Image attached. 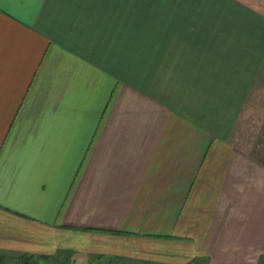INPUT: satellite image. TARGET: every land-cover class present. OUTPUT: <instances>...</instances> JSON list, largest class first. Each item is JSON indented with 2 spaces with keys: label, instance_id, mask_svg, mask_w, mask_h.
Wrapping results in <instances>:
<instances>
[{
  "label": "crops",
  "instance_id": "obj_1",
  "mask_svg": "<svg viewBox=\"0 0 264 264\" xmlns=\"http://www.w3.org/2000/svg\"><path fill=\"white\" fill-rule=\"evenodd\" d=\"M0 236L75 264L264 253V0H0Z\"/></svg>",
  "mask_w": 264,
  "mask_h": 264
},
{
  "label": "rangeland",
  "instance_id": "obj_2",
  "mask_svg": "<svg viewBox=\"0 0 264 264\" xmlns=\"http://www.w3.org/2000/svg\"><path fill=\"white\" fill-rule=\"evenodd\" d=\"M4 237L0 236V247ZM11 246V245H10ZM13 247V246H11ZM18 247V246H16ZM72 255L67 252L55 253L51 257L41 258L42 253H29V252H16L0 249V264H75V259H77L72 251ZM62 254V259L59 257ZM65 254V255H64ZM44 255V254H43ZM66 256L65 259H63ZM50 258H52L50 260ZM66 261V262H65ZM68 261V262H67ZM193 264H216L215 261L209 257L196 260ZM219 264V263H217ZM233 264H264V253L260 252H247L244 253L242 258Z\"/></svg>",
  "mask_w": 264,
  "mask_h": 264
},
{
  "label": "trees",
  "instance_id": "obj_3",
  "mask_svg": "<svg viewBox=\"0 0 264 264\" xmlns=\"http://www.w3.org/2000/svg\"><path fill=\"white\" fill-rule=\"evenodd\" d=\"M41 258H44V259H46V258H48L49 259V257H51V256H47V255H45V256H40ZM52 258H50V260H51Z\"/></svg>",
  "mask_w": 264,
  "mask_h": 264
}]
</instances>
